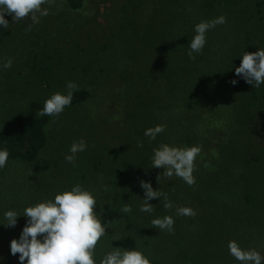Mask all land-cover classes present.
<instances>
[{
  "label": "trees",
  "instance_id": "1",
  "mask_svg": "<svg viewBox=\"0 0 264 264\" xmlns=\"http://www.w3.org/2000/svg\"><path fill=\"white\" fill-rule=\"evenodd\" d=\"M62 2L68 12L88 16L85 0ZM188 22H173L171 30L157 31L150 37L156 42L149 55H143L138 73L129 69L124 79V118L122 115L126 125L114 132L118 140L114 146L106 149L98 138L90 139L86 150L76 155L75 166L67 162L66 172L59 176L60 188L41 198L42 202L54 199L55 194L76 184L93 194L95 211L107 232L95 249L97 264L112 246L141 251L151 264H240L229 254L228 242L232 240L242 249L254 248L264 256V84L255 88L246 83L235 74L232 63L218 64L212 59L206 63L197 53H193L194 60L190 59L189 45L195 32L194 28L191 33L187 30ZM114 61L85 78L98 88L95 100L107 94V86L113 83L112 72L124 76L128 61ZM83 67L86 72L87 66ZM151 68L155 88L150 98L156 100L152 117L151 110L149 114L147 108L144 110L146 99L138 91V85L148 80L142 73ZM232 80L237 83L233 85ZM67 91L60 93L66 95ZM90 94L89 88L78 87L65 109L81 108L91 99ZM143 115H148L147 120ZM49 118L4 119L0 149L8 150V159H35L47 144L44 127ZM89 119L93 120L86 115L85 123ZM160 124L166 126L165 131L150 141L145 130ZM138 141L143 147H138ZM162 143L202 147L195 161L194 186L176 176L164 177V169L151 168L153 149ZM141 180L150 182L153 190L167 193L174 207L165 209L160 197L149 201L154 207L151 214L141 212L145 198ZM125 205L131 207V213H122ZM180 206L193 208L196 215L177 216L176 207ZM164 216L175 221L172 234L151 225L153 219ZM12 239L19 236H0V264H20L19 254L10 252Z\"/></svg>",
  "mask_w": 264,
  "mask_h": 264
},
{
  "label": "rangeland",
  "instance_id": "2",
  "mask_svg": "<svg viewBox=\"0 0 264 264\" xmlns=\"http://www.w3.org/2000/svg\"><path fill=\"white\" fill-rule=\"evenodd\" d=\"M85 4L88 16L68 12L60 0L46 4L43 7L49 9V15L41 17L31 31H26L30 18L14 22L8 14L9 28L0 26V126L8 117L28 121L36 116L46 99L67 90L69 81L91 91V99L81 108H67L59 117L49 118L44 127L47 144L35 159L10 158L0 169V236H20V226L27 220L21 216L15 227L5 228L6 211L23 215L26 207L60 188L59 176L67 170L65 157L72 154L73 141L83 139L88 146L90 139L98 138L106 149L118 141L114 132L126 125L122 119L127 93L124 79L129 69L138 73L143 55L148 56L156 42L150 37L157 31L171 30L174 23L188 20L185 25L191 33L195 21L223 15L227 23L206 33L202 61L212 59L238 67L244 52L264 49V0H85ZM9 58L12 66L5 69L3 63ZM124 58L129 67L124 76L112 72L107 94L95 100L98 88L85 78L93 77L100 66L109 67ZM153 72L146 69L142 78L148 80L138 85L139 96L146 99L144 110L147 108V114L151 110L149 116L156 108V100L150 98L155 88ZM86 115L93 120L85 123ZM147 116L143 115L146 120Z\"/></svg>",
  "mask_w": 264,
  "mask_h": 264
},
{
  "label": "clouds",
  "instance_id": "3",
  "mask_svg": "<svg viewBox=\"0 0 264 264\" xmlns=\"http://www.w3.org/2000/svg\"><path fill=\"white\" fill-rule=\"evenodd\" d=\"M55 0H0V26L9 28V21L5 14L11 15L14 22L30 18L32 23L26 28L31 31L32 27L40 22L41 17L49 15V9L44 5L51 6ZM227 23L223 15L207 21H201L194 26L195 35L192 38L188 56L195 59L193 53H202L206 44V33L217 25ZM12 60L4 61L5 69L11 68ZM235 74L255 88L264 84V49L255 52H244L241 62L235 67ZM231 83L235 85L236 80ZM67 94L56 92L46 99L42 109L37 112L40 116L59 117L64 109L71 105L73 92L78 90L75 82L69 81L66 86ZM165 125H156L145 130L144 135L155 140L163 133ZM138 147H143V142L138 141ZM87 148L86 142L81 139L73 141L70 147L71 155L65 159L75 166L76 153L83 152ZM202 147L193 145L191 147H175L166 143L160 144L153 149L151 157V168L164 169L162 175L166 178L173 176L181 178L188 186H194L196 179L193 175L196 170L195 161L200 155ZM9 152L0 149V169H3L8 161ZM161 176V175H159ZM158 176V177H159ZM157 177V181H158ZM140 187L143 189L145 198L140 207L141 212L151 214L154 211L153 205L149 203L154 198L163 197V207L171 210L174 205L168 199V194L160 190H153L150 182L141 180ZM97 200L93 194L84 190L80 184H76L71 190L57 193L54 199L28 206L24 209L23 215L14 210L4 213L5 228L15 227L19 217L27 218L19 239H12L10 252L13 256L19 254L20 264H97L94 253L98 242L104 237L106 227L101 222L100 215L95 211ZM122 213L129 214L132 209L125 205ZM177 216L193 217L196 212L191 207H176ZM174 219L172 216H164L151 221L153 228L174 232ZM229 254L240 264H262L264 256L257 250H244L238 242H228ZM99 264H151L150 259L141 251L136 249L126 250L120 247H113L99 260Z\"/></svg>",
  "mask_w": 264,
  "mask_h": 264
}]
</instances>
